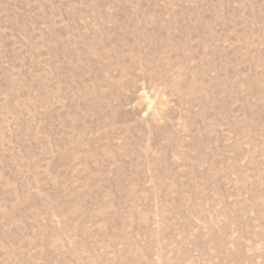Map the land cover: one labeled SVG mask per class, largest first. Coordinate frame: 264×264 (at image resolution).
<instances>
[{
    "label": "rangeland",
    "instance_id": "obj_1",
    "mask_svg": "<svg viewBox=\"0 0 264 264\" xmlns=\"http://www.w3.org/2000/svg\"><path fill=\"white\" fill-rule=\"evenodd\" d=\"M0 264H264V0H0Z\"/></svg>",
    "mask_w": 264,
    "mask_h": 264
}]
</instances>
